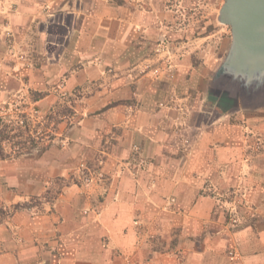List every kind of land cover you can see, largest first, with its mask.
Returning <instances> with one entry per match:
<instances>
[{"label":"crops","instance_id":"obj_1","mask_svg":"<svg viewBox=\"0 0 264 264\" xmlns=\"http://www.w3.org/2000/svg\"><path fill=\"white\" fill-rule=\"evenodd\" d=\"M217 2L0 0V104L71 101L76 117L0 157L1 259L264 264V104L227 112L208 94L226 38L201 47L216 33L196 24ZM82 162L103 176L84 183ZM237 188L230 231L212 197Z\"/></svg>","mask_w":264,"mask_h":264},{"label":"rangeland","instance_id":"obj_2","mask_svg":"<svg viewBox=\"0 0 264 264\" xmlns=\"http://www.w3.org/2000/svg\"><path fill=\"white\" fill-rule=\"evenodd\" d=\"M204 0H200V4ZM218 2L211 9V16L209 19L200 20L197 22V28L203 30L204 34H212L206 38L204 43L200 42L199 46L208 47V50L212 51L213 47L218 49L222 45L224 37L226 38L227 48L221 57L224 58L231 41V33L228 25L222 24L217 20V14L219 7L224 0H217ZM201 13L197 16L201 17ZM180 23V25L185 24ZM160 49H157L155 53L161 55L163 51H167L166 44H162ZM164 63L163 72L166 75H170V58L168 53L162 54ZM210 58L211 55H210ZM160 60V59H159ZM149 63V64H148ZM145 66V70H150L154 76H158L160 69H158L153 63L148 62ZM155 63V62H154ZM218 63V65H219ZM217 65V66H218ZM141 72V71H140ZM54 93L65 95L63 92H59L58 89L53 90ZM67 95V94H66ZM18 102H5L0 104V157H18L26 154L27 152H37L38 149L45 143L53 140L54 131L57 130L58 124L63 123L66 127H70L74 124L75 110L74 103L67 101L66 104L61 106H54L51 108L50 113H44L42 109L34 105L32 111L26 113L24 106H20ZM28 149V150H27ZM32 149V150H30ZM81 180L84 183L86 178H92L94 176H103L101 170H96L95 166H89L82 162L79 164ZM213 200L216 202V206L225 217V225L228 230L233 231L238 228V188L231 189L219 193L213 194ZM10 212L0 209V221L3 217L8 216ZM1 254V249H0ZM228 256L236 257L238 252L235 249L227 250ZM0 264H11L9 260L1 259Z\"/></svg>","mask_w":264,"mask_h":264},{"label":"water","instance_id":"obj_3","mask_svg":"<svg viewBox=\"0 0 264 264\" xmlns=\"http://www.w3.org/2000/svg\"><path fill=\"white\" fill-rule=\"evenodd\" d=\"M217 20L231 41L208 85L223 111L264 104V0H224Z\"/></svg>","mask_w":264,"mask_h":264},{"label":"built area","instance_id":"obj_4","mask_svg":"<svg viewBox=\"0 0 264 264\" xmlns=\"http://www.w3.org/2000/svg\"><path fill=\"white\" fill-rule=\"evenodd\" d=\"M90 180H91L90 178H86L85 179L86 182H90Z\"/></svg>","mask_w":264,"mask_h":264}]
</instances>
